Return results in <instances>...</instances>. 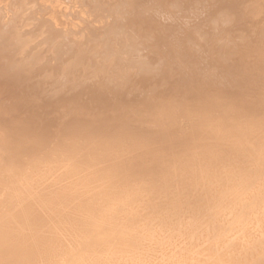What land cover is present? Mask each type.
I'll use <instances>...</instances> for the list:
<instances>
[{"label": "bare ground", "instance_id": "6f19581e", "mask_svg": "<svg viewBox=\"0 0 264 264\" xmlns=\"http://www.w3.org/2000/svg\"><path fill=\"white\" fill-rule=\"evenodd\" d=\"M0 264H264V0H0Z\"/></svg>", "mask_w": 264, "mask_h": 264}, {"label": "rangeland", "instance_id": "374dc122", "mask_svg": "<svg viewBox=\"0 0 264 264\" xmlns=\"http://www.w3.org/2000/svg\"><path fill=\"white\" fill-rule=\"evenodd\" d=\"M22 26H23V25H22ZM24 27H25V26H23L22 29H25ZM21 33H23V32H21ZM24 33H25V31H24ZM24 33H23V34H24ZM23 34H22V36L27 35L28 32H26L24 35H23ZM20 36H21V34H20ZM22 36H21V37H22ZM23 39H26L25 36L23 37ZM80 70H81V69H80ZM81 73H82V71H79V76L77 75V78H78V79H81V78H82V74H81ZM80 75H81V76H80ZM46 86H48V85H43V87H46ZM46 89H47V88H46ZM50 89H52V87H50Z\"/></svg>", "mask_w": 264, "mask_h": 264}]
</instances>
